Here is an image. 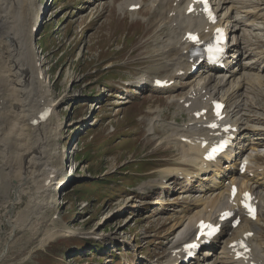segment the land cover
<instances>
[{"label":"rangeland","instance_id":"rangeland-1","mask_svg":"<svg viewBox=\"0 0 264 264\" xmlns=\"http://www.w3.org/2000/svg\"><path fill=\"white\" fill-rule=\"evenodd\" d=\"M119 1L37 0L35 3L49 6L46 24L37 30L33 42L39 59L44 61L46 78L51 77L53 99L59 103L55 107L57 116L51 113L55 119L53 128L59 130V135L50 139V151L53 159L59 157L55 168L61 178L54 181L53 190L45 195L40 212L33 214L32 189L18 190L15 202L11 197L16 180L27 172L23 156L18 153V141L9 139L6 151H0V158L6 152L20 166L10 171V176L5 175L6 169H0V201L13 203L7 205L5 217V208L0 205V219H7L0 230V254L4 253L0 264L157 262L158 258L166 257L167 241L152 235L146 221L154 223V228L185 223L178 212L197 197L178 194L172 198L178 205L173 212L159 216L166 214L165 211L157 215L158 208L154 207L171 203L158 196L154 199L159 204L145 199L139 192L141 179L137 182L131 173L125 172L128 167L131 171L141 169L140 164L133 163L143 158H167L162 162L152 161L154 166L183 164L178 150L158 144L166 134L164 130L149 132V119L158 114L157 107L166 109V118L170 120L175 105L161 102L158 93L149 96L150 85L144 90L132 86L131 92L123 91L126 99L122 98L113 88L117 80L105 72L112 63L115 69L111 72L126 75L131 81L160 65L154 51L161 34L156 31L157 13L145 6L122 15L115 8ZM41 42L45 43L41 45ZM169 72L167 69L153 75L163 77ZM105 85L113 90H105ZM258 97H263L262 89ZM165 98L168 100L169 96ZM93 103L101 107L97 104L94 107ZM150 107L157 111L150 113ZM254 114L264 117L257 111ZM76 142L77 162L71 160ZM154 175L149 173L147 177ZM67 228L75 235H61L71 233ZM53 232L57 237L46 239Z\"/></svg>","mask_w":264,"mask_h":264},{"label":"bare ground","instance_id":"bare-ground-1","mask_svg":"<svg viewBox=\"0 0 264 264\" xmlns=\"http://www.w3.org/2000/svg\"><path fill=\"white\" fill-rule=\"evenodd\" d=\"M29 1L0 0V151H6L9 139L18 141L16 143L18 153L23 156L27 172L16 180L17 185L15 193L11 196L12 201L18 200L16 193L18 190L32 189L35 209L33 214H37L43 208L45 195L50 194L49 191L53 190L54 181L60 177V172L55 168L59 157L53 159V154L50 151L52 146L50 139L59 135V130L56 132L53 128L55 119L51 118L52 114L57 116L58 112L55 107L59 103L53 99L51 77L46 78L43 69L44 61L39 59L33 42L35 28L39 29L40 25L46 24V21L41 17L45 14V9H49V6L45 8L42 4L37 5L35 4L37 0L36 2L35 0ZM189 3V0H151L150 5H147L151 11L159 13L156 30H163V36L159 39L161 45L156 48V52L163 65L172 67L169 79L186 81L191 76L190 56L185 53V50H190L192 46L191 43L184 40L187 32L190 30L200 32L201 36L207 39L215 28H211L201 15H188ZM134 4L144 5L145 3L143 0H122L120 6L128 9ZM213 4L215 11L220 16L219 23L224 24L228 33L233 34L229 57L226 59L227 70L221 71L214 66L207 67L205 76L201 72L196 74L192 80L185 82L192 84L194 81H198L201 84L194 90L197 94L195 99L191 97L193 91H189L185 94H177L176 100L180 111L185 109L183 103H180L181 99H184V102L193 100L189 110H195L207 105L205 101H201L204 96L209 95V98L213 99L222 94L224 100L229 102L225 108L227 113L225 121L237 128L236 131H233L235 138L232 139V146L217 162H207L203 159L205 148L201 146V142L218 138L220 135H212L211 130L204 126L203 116L200 118L191 116L188 122L180 125L168 123L170 133L164 142H176L179 145L178 150L181 152V158L186 163L189 162L195 171L190 172L188 169L179 167H165V172L166 175L186 177L187 188L190 191L198 188L201 196L204 197L203 202L198 206L211 208V212L217 210L218 213L225 210V207L236 208L229 203L230 185L227 183V179L229 182L246 181L245 187L259 198V209V205L262 206L264 203V176L254 175L253 178H249L244 174L237 177L234 174L235 167L233 165L236 161H241L248 149H256V146L264 144V117L254 114L253 99L248 95L249 86L246 80V75L250 70H258L257 78L261 77V73L263 74L264 49L249 51L245 58L257 56L250 62H243L240 57L246 46V38L253 35L254 29L264 28L262 25L264 24V0H213ZM248 15H253L256 19L246 23ZM243 25L249 27L245 28ZM207 28H210L209 33L206 31ZM241 30L243 33L240 35L239 31ZM241 66L244 71L238 75L241 72ZM180 70H184V73L180 74ZM133 81L130 84L143 86L149 82L151 84L152 77L150 74L143 73ZM213 81H216V84ZM211 83L212 87L209 88ZM225 85H228V89H224ZM178 86L179 84L176 82L172 88ZM205 88L209 89L203 92ZM124 90L128 92L129 89ZM156 90L158 89L153 88V91ZM93 104L92 106L96 107L97 103ZM46 108H51L52 114L47 120L42 121L40 113ZM248 118L259 122L260 125H249ZM36 119L38 121L34 122ZM156 120V118L150 119V124L153 127L155 125L152 122ZM57 124L60 126L61 122ZM150 131L152 132V128ZM184 136L191 138V141H182ZM160 142H163V139ZM0 162V169L7 170L6 176H10L8 175L10 171L13 172L14 169L20 167L17 165L19 163L13 157L7 156L6 152L1 156ZM61 184L63 185V183ZM0 191L2 190L0 189ZM4 196V198H8V196ZM35 198L38 200L36 201ZM8 204L9 206L13 205L9 201L8 203L0 201V205L5 208L4 217L7 216ZM209 217L211 218L212 215ZM215 217H218V214ZM202 218L199 211L187 218V223L169 242L166 259L160 264H175L185 255L182 250L183 244L197 234V223ZM5 222L7 219H0V230ZM13 229H16L15 225H13ZM70 234L75 235L73 233L64 235ZM57 235L56 232H53L46 239H51L54 236L56 238ZM226 235L227 233L222 231L214 240L215 244L211 245V249H214L216 245L223 244V249L219 251V254L207 249L203 253V257L197 256L190 264H245L244 259L234 258V254L227 246ZM251 239L245 236L247 243H250ZM3 254H0V260ZM256 255L258 258H250L247 264H250V261L254 259H259V263L264 264V250H260L258 244ZM152 264L155 263L152 262Z\"/></svg>","mask_w":264,"mask_h":264}]
</instances>
